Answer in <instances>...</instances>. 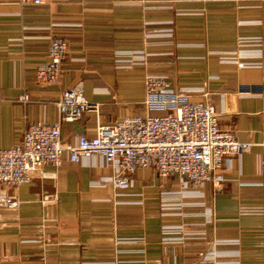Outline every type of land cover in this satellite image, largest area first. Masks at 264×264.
<instances>
[{"label":"crops","instance_id":"1","mask_svg":"<svg viewBox=\"0 0 264 264\" xmlns=\"http://www.w3.org/2000/svg\"><path fill=\"white\" fill-rule=\"evenodd\" d=\"M53 35L65 36L69 49L57 82L48 83L36 67L49 59ZM133 49L149 53L145 68L116 69V52ZM243 57L260 63L238 66ZM146 73L194 90L192 99L204 98L203 86L221 127L251 149L218 169L222 185L209 181L202 195L186 197V216L160 206L161 188H177V177L152 172L146 184L139 168L132 186L114 188L101 183L111 168L100 157L44 164L13 188L0 181L18 200L0 207V264H211L199 251L214 249L228 264H264V0H0V147L36 120L58 119L60 90L78 82L99 108L63 120L64 141L144 112ZM24 91L30 100L19 99ZM179 221L206 240L164 241L163 226Z\"/></svg>","mask_w":264,"mask_h":264},{"label":"built area","instance_id":"2","mask_svg":"<svg viewBox=\"0 0 264 264\" xmlns=\"http://www.w3.org/2000/svg\"><path fill=\"white\" fill-rule=\"evenodd\" d=\"M46 1L20 0L22 4ZM256 41L258 38L239 40L240 43ZM68 49L65 36L53 35L48 47L49 59L37 65V77L48 83L57 82ZM148 55L143 49L117 51L115 67L118 70L144 69ZM259 63V58L237 60L238 66ZM199 89L204 98L192 99L194 90L173 87L165 74L146 73L144 112L99 124L94 133H80L77 140L71 142L63 140L62 121L77 120L84 112L97 110L99 103L87 98L83 82L64 87L56 100L60 112L58 119L53 122L36 120L15 144L0 147V181L13 188L31 181L44 164H60L66 157L76 162L95 161L100 157L102 163L111 168V173L103 177L101 183L114 188L132 186L133 174L139 168L145 171L146 184L150 183L152 172L163 179L177 177V188H161L160 206L165 215L186 216V197L202 195V187L209 181L216 186L222 185L224 175L218 169L231 156L252 147V142L240 140L232 131L221 127L215 100L203 86ZM19 99L30 100L29 92L24 91ZM17 205L18 200L11 193L0 191V207ZM204 213L208 219L212 217L211 210L205 209ZM163 227V240L167 242L206 240L203 231L187 228L181 221ZM223 241L216 239L214 243ZM217 253L215 249L210 253L199 251L202 259H210L211 264H228L221 261Z\"/></svg>","mask_w":264,"mask_h":264}]
</instances>
